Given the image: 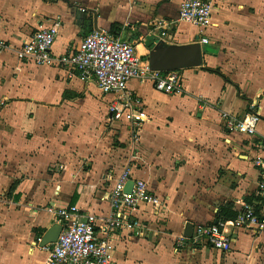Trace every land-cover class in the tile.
I'll return each mask as SVG.
<instances>
[{
	"label": "crops",
	"instance_id": "obj_1",
	"mask_svg": "<svg viewBox=\"0 0 264 264\" xmlns=\"http://www.w3.org/2000/svg\"><path fill=\"white\" fill-rule=\"evenodd\" d=\"M183 1L0 0V194L10 200L5 208L0 204V264H45L41 240L60 225L48 208L77 206L84 216L105 218L112 210L111 189L127 167L133 182L145 181L164 205L138 210L130 217L136 228L113 236L115 264H206L201 254L213 248H178L186 225L216 223L218 209L227 205L238 216L244 205L259 201L253 161L264 136V0H210L207 45L200 43L198 27L179 22ZM84 19L92 20L93 31L97 25L134 44L145 62L160 44L199 43L203 65L179 71L180 93L158 92L152 80H132L129 89L148 119L140 129L113 121L109 108L119 97L102 93L95 80L84 82L65 65L38 66L16 55L38 30L49 28L58 32L55 57L75 52L90 34ZM160 22L171 23V38L162 39ZM96 109L113 126L97 146L96 130L78 126L80 116L94 117ZM251 111L262 119L257 137L227 132L224 114ZM57 166L63 171L52 174ZM229 233L231 249L223 254L256 264L259 241L242 228Z\"/></svg>",
	"mask_w": 264,
	"mask_h": 264
},
{
	"label": "built area",
	"instance_id": "obj_2",
	"mask_svg": "<svg viewBox=\"0 0 264 264\" xmlns=\"http://www.w3.org/2000/svg\"><path fill=\"white\" fill-rule=\"evenodd\" d=\"M213 9L210 0H184L180 6L179 22L198 27L202 45L210 43L205 32L210 25ZM156 27L162 29L160 36L163 40L171 38V23L160 22ZM57 34L56 28L38 30L29 42L17 50V58L38 66L65 65L78 74L80 80H95L102 93L119 97L110 104L109 112L113 121L126 122L140 129L148 119L141 100L129 89V83L134 79L152 80L158 92L175 94L182 91L183 79L178 71H151L149 62L138 55L134 44L110 32L93 31L75 52L59 58L52 52ZM3 48L4 44H0V50ZM261 122V116L255 111L243 117L223 115L228 133L249 138L258 136ZM257 140L256 148L260 154L253 162L260 175L257 192L259 201L244 205L235 220L196 225L192 238H178V248H183L187 243L190 247H211L225 253L231 249L232 243L229 228H242L253 236H264V136ZM131 181L132 174L127 167L111 189L109 197L112 210L103 219L95 214L84 216L77 206L49 207L48 212L59 220L63 229L58 241L46 247L48 257L45 264H115L113 236L126 227L130 230L136 228L137 224H130V217L138 210L164 205L143 180H135L132 193H127L126 187ZM4 200L5 196L0 194V204L5 205Z\"/></svg>",
	"mask_w": 264,
	"mask_h": 264
},
{
	"label": "water",
	"instance_id": "obj_3",
	"mask_svg": "<svg viewBox=\"0 0 264 264\" xmlns=\"http://www.w3.org/2000/svg\"><path fill=\"white\" fill-rule=\"evenodd\" d=\"M97 18V17H96ZM98 31H100L96 25ZM203 50L199 43L190 45H165L160 44L149 55V66L153 72H175L185 69L198 68L203 65ZM134 182L131 181L126 192L131 194ZM218 224V221L216 222ZM61 225H55L41 240V247L45 248L58 241L62 232ZM194 225L188 223L184 235L192 238Z\"/></svg>",
	"mask_w": 264,
	"mask_h": 264
},
{
	"label": "rangeland",
	"instance_id": "obj_4",
	"mask_svg": "<svg viewBox=\"0 0 264 264\" xmlns=\"http://www.w3.org/2000/svg\"><path fill=\"white\" fill-rule=\"evenodd\" d=\"M103 104H105L103 102ZM96 108V107H95ZM99 113H97V109H96V112H94V117H86V116H80L78 118V126H79V130L80 131H86V129H89L90 127V130L95 131L96 133V141H95V144L97 146V144H103V143H106L104 142V140H106V136L108 135L109 136V132L110 131H113V126H111V122L109 121V119L106 118V115L104 112H101L100 113V116H98ZM91 122V124H90ZM101 128H102V131H101ZM100 131V132H98ZM103 132V133H102ZM113 144H115V146L119 145V142L115 141ZM60 169L61 171H63V166H57V167H54L52 168L51 170V173L54 174L55 172H57V170ZM5 206L4 208L6 207V205L10 202V200L5 197ZM249 235L252 236V239L254 241L257 242V240L259 241L258 244H257V247L255 249V251L253 250L254 248L250 247L249 250H248V253L247 255H251V253L254 251V254L256 256V258H258L256 264H264V236H253L252 234L248 233ZM186 248V246L184 247ZM191 249H197V250H202V249H206V248H195V247H190ZM183 249V248H182ZM212 249V248H211ZM214 250V249H213ZM202 257H204L206 259V262L201 258L200 260L205 262L206 264H243L237 260H232L231 259V255H225L223 253H220L218 251H209V253H202L201 254ZM249 260L246 261L244 264H248Z\"/></svg>",
	"mask_w": 264,
	"mask_h": 264
},
{
	"label": "trees",
	"instance_id": "obj_5",
	"mask_svg": "<svg viewBox=\"0 0 264 264\" xmlns=\"http://www.w3.org/2000/svg\"><path fill=\"white\" fill-rule=\"evenodd\" d=\"M84 26H85V30H88V33H92L93 32L92 20L91 19H89V20L84 19ZM113 28H114V30H113L112 33H115V30H116V28H118V26H114ZM207 71L211 72V73H214V74H217V75H220L224 79H226V77L219 70L209 69L208 68ZM226 81H228V80L226 79ZM236 218H237V213L232 210V206L231 205L220 207L218 209L217 213H216V219L218 221L235 220Z\"/></svg>",
	"mask_w": 264,
	"mask_h": 264
}]
</instances>
